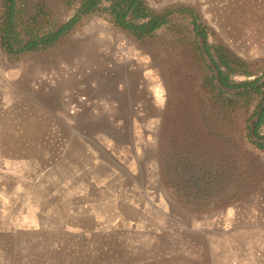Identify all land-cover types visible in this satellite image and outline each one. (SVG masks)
I'll return each instance as SVG.
<instances>
[{
  "label": "rangeland",
  "instance_id": "1",
  "mask_svg": "<svg viewBox=\"0 0 264 264\" xmlns=\"http://www.w3.org/2000/svg\"><path fill=\"white\" fill-rule=\"evenodd\" d=\"M80 1L15 0L14 32L25 42L54 31ZM145 2L191 7L210 51L222 45L247 63L250 75L229 73L228 83L264 82V0ZM81 35L82 51L115 64L99 94L142 79L157 108L140 95L134 112L118 113L126 119L103 120L74 97L71 113L67 83L53 84L52 72ZM200 40L178 13L140 38L94 13L18 56L0 39V264H264V148L250 135L261 95L242 93L219 112L226 90ZM93 130L115 141L113 153H89L74 137Z\"/></svg>",
  "mask_w": 264,
  "mask_h": 264
},
{
  "label": "trees",
  "instance_id": "2",
  "mask_svg": "<svg viewBox=\"0 0 264 264\" xmlns=\"http://www.w3.org/2000/svg\"><path fill=\"white\" fill-rule=\"evenodd\" d=\"M103 1L108 2L104 4ZM14 4L15 0H3L4 12L0 16V39L1 44L4 47V51L9 55L18 56L24 51L32 50L37 47L38 44H51L55 42L62 34L69 32L79 20L88 15L106 14L112 22L119 26L123 30L131 32L136 37L150 36L153 31L169 21V16L174 13L188 14L192 17L195 27V33L203 37L204 48L207 51L209 57L215 63L218 73L220 75V82L222 85H228V74L232 72H240L250 75L247 69V63L238 58L227 50L222 45L211 47L205 42L206 32L200 25L196 24V16L191 7L186 5H175L166 8L161 11H157L149 7L145 0H81L78 8L74 14L61 24L54 31H50L41 37H32L31 39L23 42L14 32ZM201 56L200 51L196 52ZM215 56V57H214ZM224 67L220 69V67ZM255 80H244L238 83H232L238 86L250 85L251 90L261 95V100L254 112L257 115L254 126L252 129V136L261 137L258 133L259 125L263 122L264 117V83L254 87ZM256 88V89H253ZM225 92L219 90V94L216 95V106L221 107ZM236 94V93H235ZM241 95L237 93L236 96ZM221 99V101H220ZM228 106L235 105L236 100H229ZM251 135V134H250ZM264 138V136H262ZM259 147L264 148L263 143L255 142Z\"/></svg>",
  "mask_w": 264,
  "mask_h": 264
},
{
  "label": "crops",
  "instance_id": "3",
  "mask_svg": "<svg viewBox=\"0 0 264 264\" xmlns=\"http://www.w3.org/2000/svg\"><path fill=\"white\" fill-rule=\"evenodd\" d=\"M104 27L107 28L102 24L101 29H105ZM98 30L101 31L100 29ZM95 31L96 30L92 32ZM88 32L90 33V31ZM88 32L86 33L85 31V36L89 35ZM63 52H65L63 63L64 66L62 65L59 70H57L58 75L55 73V71L52 72V82L54 84L55 81L62 79L65 83H67L63 88L66 90V96H69L66 102L69 108L72 98L82 97V103L86 99L90 100L92 106L88 108L92 114L97 115L96 117H100L99 119L111 121L114 119H126V117H118V113H120L121 109L126 110L127 112H134L141 103L140 95L146 97L149 104H153V108H157L153 93L151 94V91L149 92L147 90L148 85H146L142 79H139L137 84L134 81H131L130 87L129 85H126V90L128 91L126 93L122 91L124 85H119L116 81H112L109 86L110 89L108 91H102V93L99 94L101 91L99 92L98 89H100L99 87L102 83L100 78L103 77V74H106L107 76L109 74L110 76L113 75L114 73H112L110 68L115 64H102V61L107 59V57L105 56L104 51H99V49H95V51H86V49L83 47L82 51V35L75 38V40L68 42L67 51ZM93 61L96 62V66L98 67H95L91 64ZM87 63H89V67H87ZM88 73H94V75L100 73V77L97 75L94 77V79H90V77H88ZM98 80H100L99 83ZM91 90L94 91V95L92 94ZM72 107L70 108V112L76 113L77 110ZM99 113L101 115H98ZM105 135L106 134H104V131L102 133L100 130H93L92 133L87 135L83 133H76L74 134V137L84 142L82 144L85 145L89 153L90 151L95 154H97V151L101 153H113V145H115V141L110 138V144H105V142L103 143L102 139L107 137ZM85 141H87V143Z\"/></svg>",
  "mask_w": 264,
  "mask_h": 264
},
{
  "label": "flooded vegetation",
  "instance_id": "4",
  "mask_svg": "<svg viewBox=\"0 0 264 264\" xmlns=\"http://www.w3.org/2000/svg\"><path fill=\"white\" fill-rule=\"evenodd\" d=\"M219 78H220V75H219V73H218V77H217V79L219 80ZM219 82H220V80H219ZM221 83V82H220ZM264 82H262V83H259L258 82V80H256L255 81V83H254V87L255 86H259L260 84H263ZM222 84V83H221ZM222 86H224V87H227V88H230V89H234V92L233 91H223V92H225V94H226V96H224L225 98L223 99V101H221V99H220V101L221 102H223L222 104H221V107H220V111L219 112H222L223 113V111H225L226 110V107L230 110V111H232L231 109L233 108V106L232 107H230V106H228L229 104H228V102H229V100H236V98L238 97V95L236 96V94L237 93H247V92H254L253 90H251V86L250 85H246V86H238V85H235V84H232V83H228V85L227 86H225V85H222ZM264 88V87H263ZM242 89V90H241ZM253 89H256V88H253ZM236 93V94H235ZM223 116V115H222ZM257 116V115H256ZM257 118V117H256ZM254 122H255V120L253 121V124H252V128L251 129H253V126H254ZM251 137H253L252 139H254L253 140V142L255 143V142H260V140H262V139H264L263 137H255V136H252V130H251ZM260 143H262V142H260ZM256 144V143H255ZM176 155H178L177 157H179V158H181L180 156L182 155V153H180L179 152V154H176ZM176 156L174 155V157L173 158H175Z\"/></svg>",
  "mask_w": 264,
  "mask_h": 264
},
{
  "label": "water",
  "instance_id": "5",
  "mask_svg": "<svg viewBox=\"0 0 264 264\" xmlns=\"http://www.w3.org/2000/svg\"><path fill=\"white\" fill-rule=\"evenodd\" d=\"M201 40H202V39H201ZM201 40H200V48H201V52H202V54H203V56H204L206 62L211 66L212 69L216 70L215 67H214V66H215L214 63L212 62V60L209 58L208 54L206 53V51H205V49H204V46H203V42H201ZM215 75H218L217 72H215ZM217 83H218V85H219L222 89H224V90H226V91H234V89H230V88H226V87L221 86V84L219 83V81H217Z\"/></svg>",
  "mask_w": 264,
  "mask_h": 264
}]
</instances>
